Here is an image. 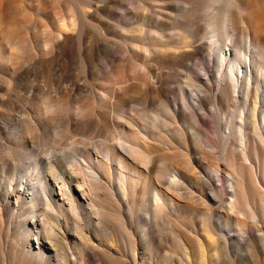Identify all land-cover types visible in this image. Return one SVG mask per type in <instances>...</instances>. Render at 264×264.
I'll return each mask as SVG.
<instances>
[{
  "label": "bare ground",
  "instance_id": "bare-ground-1",
  "mask_svg": "<svg viewBox=\"0 0 264 264\" xmlns=\"http://www.w3.org/2000/svg\"><path fill=\"white\" fill-rule=\"evenodd\" d=\"M127 4L0 0V234L16 236L12 264H131L123 249L155 264L139 263L138 247L157 250L163 230L180 264H264V0ZM119 11L130 20L113 22ZM209 51L195 74L188 61ZM164 65L187 70L173 89L180 111ZM233 99L238 153L229 134L223 170L210 138L176 124L188 110L207 123L200 109L216 118ZM185 210L201 212L200 228Z\"/></svg>",
  "mask_w": 264,
  "mask_h": 264
},
{
  "label": "rangeland",
  "instance_id": "rangeland-1",
  "mask_svg": "<svg viewBox=\"0 0 264 264\" xmlns=\"http://www.w3.org/2000/svg\"><path fill=\"white\" fill-rule=\"evenodd\" d=\"M134 1H136V0H127V3H128L127 5L132 6L133 5L132 3H134ZM156 9H158V8H156ZM120 19L128 21V20H130V17L124 15L121 11H119L118 14L113 17L112 21L118 22ZM120 45H123V44H120ZM105 52H106V49L102 48L101 49V56L102 57L105 56ZM210 52L211 51L203 54L202 56L197 57L193 61H188V66L195 72V74H199V73L203 72L202 66L204 64H208L210 59H211V55H210L211 53ZM125 54L123 52H115L116 56L124 57ZM217 65L218 64H216V66ZM171 68H173V69H171ZM217 68H218V66H217ZM159 69L160 70H158V71H161L162 74H165L167 79L168 80L170 79L169 82H172V83H169V85L167 86L169 89V97H170L169 100L171 103L172 111H174V109H176V108L179 109V111L182 110V106H181L182 101L180 99V96L178 95L177 92H174L173 89H174V87L179 86V83L184 85V83L186 81L185 76L187 74V70L184 68H176L173 66L171 67L170 65L160 66ZM102 78H104V77H102ZM172 97H173V99H172ZM233 100L234 101H232V103L230 105L219 107V111H220L219 115L220 116L218 115V117H216V118L214 116L215 108L213 107L212 104H206L203 109H200L199 113L203 114L206 121L208 120L207 123H201V124L197 125V123L191 117L192 113L190 112V110H188L187 111L188 114L185 113V115L182 118L178 119L177 124H176L177 127L182 129L183 131H185L186 134L188 136L192 137V139L196 142L198 141L197 132H200V133L206 135L208 138H210L214 142V146L216 145L214 150L219 155L218 161L214 162V163L215 164L219 163L223 170H226L227 167H226V164L224 163L222 157H220V154H222V152H223V149H224L223 144H224V141L226 140V138L229 136V134H230V138L233 139V143L235 145V151L238 153V147L237 146H238L239 142H236L238 140H236L234 138V136H235V132L237 130H239V126H240V118H239L240 111L237 110V108H236V105H235L236 99H233ZM132 107L138 108L137 105L131 104L129 106L128 110L131 111ZM32 119H33L32 122L35 123L36 122V121H34L35 119L34 118H32ZM233 122H234V124H233ZM254 135L257 139H259L261 141L262 145L264 146V130H261L260 134H254ZM93 140L99 141V140H101V137H98V136L94 137ZM116 141L117 140H115L114 142L112 141V143H116ZM205 149L208 151L212 150L208 146H205ZM34 157H32L30 159L34 161L38 158L36 156H34ZM194 158H197L196 160H198V161L201 159H203V161L206 160L204 158H200V156H197V155H194ZM25 161L30 162L29 159L25 160ZM206 161H208V160H206ZM204 164L206 165L207 163L204 162ZM26 173H28V165L23 163V167H22L20 173L17 174L16 183H20V181L22 179V175H24ZM212 175L213 176L215 175L214 179L216 177L215 180L217 181L218 178H217L215 172H212ZM217 182L220 184L219 181H217ZM9 188H10V184L7 185V189H9ZM225 196L228 198V194H226V191H225ZM183 215L187 219L188 222H190L191 224H193L197 228H200V221H201V212L200 211H198V210H195V211L194 210H185L183 212ZM10 218L11 217L9 216L8 220L5 224L6 227H8V224L10 222L9 220H11ZM13 220H11V221H13ZM14 224H16V223L14 222L13 224H11V226H14ZM183 228L187 232H190V230L187 227H183ZM232 228L233 227H229L226 229V231L231 232ZM161 235H163V237L165 236L167 238H170V240L169 239H168V241L164 240V243L162 241L159 242V244H158L159 246H158L157 250H151V249H149V247H147V249H145V248L143 249L142 246L138 247L137 256H138V262L139 263H141L140 259L144 258L146 255L148 257V259H152L153 263H155V264H180V262H179L180 260L178 257L179 254L176 253L175 245L173 244V242H171L172 236L170 235L169 231L163 230ZM15 240H16V236L14 234H11V233L10 234H6V233L0 234V247L3 249V250H1L2 255L5 259L9 260L8 261L9 264H12V261L10 259V253H11V246H12L13 242H15ZM129 251H130L129 249H123L122 254L124 255V258H126V260L129 261V263L133 264L134 254H132ZM102 260L104 261L105 259L103 257H91L90 264H103V263L106 264V262H102ZM191 264H194V263L192 262Z\"/></svg>",
  "mask_w": 264,
  "mask_h": 264
}]
</instances>
